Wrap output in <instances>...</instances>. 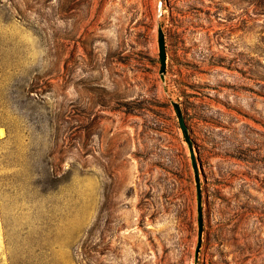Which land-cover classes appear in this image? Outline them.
Returning <instances> with one entry per match:
<instances>
[{"label": "rangeland", "instance_id": "1", "mask_svg": "<svg viewBox=\"0 0 264 264\" xmlns=\"http://www.w3.org/2000/svg\"><path fill=\"white\" fill-rule=\"evenodd\" d=\"M171 101L197 264H264V0H0V264H195Z\"/></svg>", "mask_w": 264, "mask_h": 264}, {"label": "water", "instance_id": "2", "mask_svg": "<svg viewBox=\"0 0 264 264\" xmlns=\"http://www.w3.org/2000/svg\"><path fill=\"white\" fill-rule=\"evenodd\" d=\"M158 58H159V76L163 83H165L166 76V48H165V38L162 29L158 28ZM171 105L175 112L179 128L182 131L184 139L189 147L190 160L193 169L194 181H195V197H196V212H197V244L194 253V263L197 264L199 250L202 243L203 235V204H202V189L200 180V169L198 168V162L196 160L195 152L193 149L192 140L189 137V131L185 124L184 116L180 104L176 101H171Z\"/></svg>", "mask_w": 264, "mask_h": 264}]
</instances>
